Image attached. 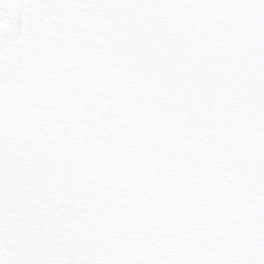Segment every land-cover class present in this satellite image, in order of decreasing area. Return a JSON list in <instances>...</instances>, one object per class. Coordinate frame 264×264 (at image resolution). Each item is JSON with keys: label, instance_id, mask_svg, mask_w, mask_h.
I'll return each mask as SVG.
<instances>
[{"label": "snow or ice", "instance_id": "1", "mask_svg": "<svg viewBox=\"0 0 264 264\" xmlns=\"http://www.w3.org/2000/svg\"><path fill=\"white\" fill-rule=\"evenodd\" d=\"M0 264H264V0H0Z\"/></svg>", "mask_w": 264, "mask_h": 264}]
</instances>
